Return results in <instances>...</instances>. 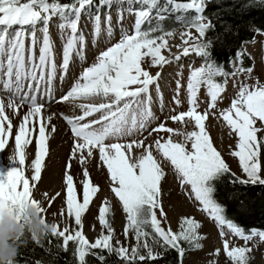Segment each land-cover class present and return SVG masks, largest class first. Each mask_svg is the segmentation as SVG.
Returning a JSON list of instances; mask_svg holds the SVG:
<instances>
[{
	"label": "snow or ice",
	"instance_id": "obj_1",
	"mask_svg": "<svg viewBox=\"0 0 264 264\" xmlns=\"http://www.w3.org/2000/svg\"><path fill=\"white\" fill-rule=\"evenodd\" d=\"M207 2L164 0L161 5L160 0H71L63 3L61 0H0V84L3 86L0 91L10 93L7 104L0 97V154H3L13 134V123L6 115V108L17 112L24 104L28 105V111L14 135L15 154L8 157V167L0 168V218L7 210L20 221L29 205L39 206V210L45 212L41 202L34 198L33 189L37 184L30 185V179L32 182L41 180L49 151V137L56 129L55 126L49 128L51 117L42 115L45 106L38 102L36 94L46 85L45 94L51 97L53 82L57 77L63 81L70 66L75 68L86 61L87 40L80 28L82 17L93 23L90 33L93 47L98 46L97 41L102 35L109 41L115 38L117 28L113 26L111 15L115 5L119 39L100 51L95 62L83 68L67 93L57 102L101 101L79 103L77 107L82 114L64 117L74 137L72 158L79 153L80 161L84 163L94 155V151H98L99 160L106 166L111 180V192L126 213L124 235L127 237L130 233L134 234L136 245L130 253L127 247H113L114 230L106 219L110 213V206H106L107 200L98 209L99 224L107 230V234L102 232L95 242L90 243L81 231H76L75 235H66L69 229L65 227L59 231L56 224L52 236L63 238L64 250H68L70 241L78 244L75 252L79 264H86V257L92 249L115 252L125 264H135L137 259H158V254H154V245L175 249L181 257L185 251L181 241L200 246L198 242L204 237L198 234L201 224L195 218H182L178 232L161 226L157 210L160 217L166 216L160 200L161 181L165 172L161 162L153 155L152 146L145 145L142 140L121 142L134 132L145 129L147 122L153 118L150 88L155 85L159 92L157 81L160 73L153 75L144 65L146 62H150L152 67L170 63L162 50L171 51L168 38L176 33L174 29L164 28L162 21L166 18L163 13L172 11L181 13L177 16V22L186 29L180 34V55L189 56L194 53L202 57L203 62L201 66L190 69L187 79L189 110L170 118L184 122L187 117L198 130L175 132L160 123L153 129L154 132L182 135L184 141H174L171 136L163 142V138L157 139L155 150L170 163L188 198L198 202L199 210L216 222L222 238L231 233L243 240L245 245L257 237L264 242V230L252 228L246 233L243 227L226 217V208L215 198L216 182L229 173L230 168L206 131L205 121L209 113L205 111L201 114L197 110V97L201 89H205L206 95L210 97L208 108L215 109L225 90V86L216 78L228 73L211 58V41L206 39V34L214 25L204 15ZM125 4L128 5L127 9ZM125 11L134 17L131 28L123 24ZM188 12L194 15L188 16ZM154 19L157 21L155 24ZM51 27L58 30L61 40L62 60L59 65ZM176 47L180 48L181 45ZM180 55H176L175 59L179 60ZM239 71L245 69L240 68ZM247 71L251 72L252 69ZM182 87L180 80H177L176 95L173 97L177 105L180 104L178 97ZM96 114H99L98 118L88 119ZM219 115L231 130L230 134L234 133L238 137L235 149L230 154L238 158L239 167L246 179L237 177L233 183L264 186V157L261 151L264 137L258 136L264 132V84L259 81L254 85L242 84L237 96L231 100L230 107L222 110ZM33 137L36 151L31 161L34 172L29 179L24 167L25 149L33 143ZM134 148H142L143 151L134 156ZM232 175L235 176L234 173ZM83 176V199L79 202L73 176L67 174V170L65 173L67 213L75 217L76 225L82 224V215L89 210L90 203L99 191L98 186L88 178L86 169ZM241 206H244L243 202ZM92 227L94 229L95 226ZM24 243H27L26 235L19 238L17 246ZM116 243L120 244V241ZM141 249L146 250V255L141 254ZM251 250L248 246H233L229 239L223 240V251L232 264H249L248 253ZM220 251L216 249L215 254L218 255ZM97 258L101 262L104 260L98 254Z\"/></svg>",
	"mask_w": 264,
	"mask_h": 264
},
{
	"label": "rangeland",
	"instance_id": "obj_2",
	"mask_svg": "<svg viewBox=\"0 0 264 264\" xmlns=\"http://www.w3.org/2000/svg\"><path fill=\"white\" fill-rule=\"evenodd\" d=\"M162 4V1H160ZM125 9H127L128 5H124ZM135 7H140V5H135ZM104 10H101V25H104ZM172 12V11H171ZM174 13V16L177 20L178 14ZM112 15V23L113 26L117 28V34L114 39L109 41L105 36H101L100 40L97 41V47L92 46V36L90 35L93 27V23L91 21L85 20L83 17L81 19L80 28L84 31L86 40H87V48H86V61L79 65V61L77 64L79 66L75 68H71L68 75L65 77L63 81L57 79L53 82L52 88V103L53 106L57 105L61 102H57L59 98L67 93L70 89L71 85L75 82V79L78 78L79 74L83 71L84 67L89 66L91 63L95 62V57L99 54L100 51L106 49V47L111 46L112 43L117 42L119 39L118 33V25L117 21V10L116 6L113 5L111 9ZM188 16L194 15L193 12H188ZM125 19L123 21L124 26L131 28L134 23V17L129 16L127 11L124 13ZM156 21L155 19L153 22ZM147 27V25H145ZM182 28L175 29V35L173 37L168 38L169 48L171 51L162 50V54L170 61V63L162 65V66H150V62H146L144 67L146 70H149L151 74L155 75L157 72L160 73V77L157 81L159 85V92L156 91V86L153 85L150 88L152 95V111L153 118L147 122L146 128L137 132H134L132 136L125 137L121 142H131L132 140L144 141L145 145H151L153 150V155L156 157L158 161L161 162L162 167L165 172V177L161 181V205L166 213L165 217L159 216V210H157L158 218L161 219V226L166 230L170 227L173 232L180 231V221L182 218H195L200 224L201 227L198 230V234L204 237L199 240V247L193 246L188 242H184V245L181 243V246L185 249L183 256H180L181 264H192L194 261L201 262L202 260L205 262L213 263V264H232L229 258L226 257V254L223 251V240L229 239L233 246H248L251 247V252L249 255V264H264V242L259 241V238H254L253 241L248 242L245 245V242L238 237L233 236L231 233H228L226 237H221L220 229L217 226L216 222L208 217V215L199 210L200 205L198 202L194 201V199H189L185 194L183 188H181L179 180L172 169L169 162L165 161L161 154L155 150V141L157 139H161V142L168 139L169 136L174 141L183 142L184 137L182 135H174L165 132H154L153 129L157 128L160 123H164L166 127L172 128L175 132H191L193 130H198L195 128V124L189 118L185 117L184 122L173 121L170 117L174 115H178L189 110V95L186 89V83L188 76L190 75V69L193 67L201 66L203 62L202 57H197L194 53L189 56L180 55L182 52V41H180L181 33L186 29L183 26ZM195 35V30H191ZM52 39L55 42L56 46V54H57V63L62 60L61 57V40L59 38L58 30L55 27L50 28ZM39 36L40 33H37ZM176 45H181L180 48H177ZM243 50L249 55L251 59V65L249 67L243 68L245 71H239V67H237V63L235 59L230 60V66L232 70L226 76H223V80L221 82L222 85L225 86V90L221 94V98L217 101V107L215 109H209L208 104L210 103V97L206 95V90L201 89L200 93L197 97V103L199 105L198 111L203 114L205 111L209 113L207 120L205 121V128L208 132L210 138L214 142V146L218 151L221 152L223 158L226 163L229 165L230 171L234 173L237 177L241 179H246V176L243 174L241 168L239 167L238 158L233 157L230 152L235 149V145L238 141V137L232 133L228 128L226 123L220 117L219 113L230 107L231 100L237 96L239 87L242 84L254 85L257 81L261 84H264V61H260L262 57H264V32H256L255 39L252 42H244L242 44ZM37 49V55H38ZM261 54V55H260ZM180 55V59L176 60L175 56ZM260 56V57H259ZM251 68L252 71L248 72L247 69ZM237 73L236 75H232L231 73ZM180 80L183 87L180 89V94L178 99L180 100V104L177 105L173 97L176 95V81ZM46 85H43L41 88V94H36L39 103L44 104V109L42 112L44 113V117H51L54 125L59 127L58 130L52 133L49 137L48 145L49 151L48 156L44 161V167L41 173V180L39 182H32L30 177L33 174L34 170L31 168V161L35 158V137H33V143L30 144L26 149V162H25V174L30 179V185L32 183H36L37 186L33 189L34 198L41 202L42 207L45 208L44 215L45 217L55 224H60L58 227L61 229L67 227L69 232L66 235L71 234L75 235L76 231H81L85 238L89 240L90 243L95 242V239L100 236L103 232L107 234V230L103 229L99 224L98 219V209L103 205L105 200L108 201V205L110 206V213L106 216V219L109 220L113 230V247L118 248L121 246L127 247L129 249V253L132 247L136 245V240L134 238V234H129L127 237L124 235V228L127 223L126 213L123 212L122 204L119 202L118 198L115 197L114 193L111 192V180L109 174L107 172L106 166L102 161L99 160L98 151H94V155L90 158H87L84 164L88 168L89 177L95 186H98L99 191L96 196L93 198L90 203L89 210L82 215V224H75V217L69 216L67 213V185L65 181V173L67 170V174H69V168L67 165L62 168V177L61 173L58 176V181L51 184V187H54L52 194L48 190L47 181L44 178V169L54 166L58 163L55 159L51 158L50 155L54 153L55 150H59L60 153H70L74 147V137L71 133V127L67 124V121L64 119L65 116L74 117L82 114L79 107H77V102L71 106H60L58 111L55 113H48L51 108V104L49 102V96L45 94ZM25 91H27V82H25ZM2 92V91H1ZM40 93V92H39ZM60 94V96H58ZM46 101L42 102V100ZM88 102H96L99 103L101 101H79V103H88ZM24 111L22 112V116H20L21 123L23 116L28 111V105L24 104ZM99 114H96L94 117L88 119L98 118ZM51 128V125L49 126ZM60 133V135H59ZM151 133V135H149ZM14 135L12 134L9 137V144L6 145V149L3 154H0V168H6L9 166V156H13L15 154L14 147ZM258 136L264 137V132L258 134ZM58 139V140H57ZM55 140L54 144L53 141ZM57 141V144H55ZM115 142V141H109ZM231 146V147H230ZM190 147V144H189ZM31 150V151H30ZM143 149H135L133 151L134 156H138ZM262 157H264V145H262ZM29 153V154H28ZM86 155V154H85ZM76 162L80 163L79 153L76 155ZM90 159V160H89ZM92 159V160H91ZM90 163H89V162ZM94 161V163H93ZM47 162V163H46ZM92 163V164H91ZM82 165V164H81ZM78 167V166H77ZM82 169V168H81ZM80 170V169H78ZM83 169L80 175L74 179V186L77 192V199L79 202H82L83 199V182L85 177L83 175ZM59 175V174H58ZM43 178V179H42ZM84 178V179H83ZM77 179V180H76ZM77 181V182H76ZM56 185V186H55ZM95 226L94 229L92 226ZM59 229V231H61ZM146 230L151 231L150 228ZM225 232L228 230L225 228ZM90 231V232H89ZM92 233V237L90 239L89 234ZM116 241H120V244H117ZM151 242V241H150ZM217 242V243H216ZM78 246V244H77ZM159 246V245H154ZM216 249H220L218 255L215 254ZM141 254H146V250L141 249ZM155 252V250H154ZM92 253L91 250L89 254ZM78 257V256H77ZM214 259V261H212ZM207 264V263H206Z\"/></svg>",
	"mask_w": 264,
	"mask_h": 264
},
{
	"label": "trees",
	"instance_id": "obj_3",
	"mask_svg": "<svg viewBox=\"0 0 264 264\" xmlns=\"http://www.w3.org/2000/svg\"><path fill=\"white\" fill-rule=\"evenodd\" d=\"M160 1L164 4V0ZM163 15L166 17L162 21L164 28L175 30L180 26L171 11ZM204 15L214 25L208 30L206 39L211 41V58L216 64L223 67L225 72L232 70L229 65L231 59L236 60L239 68L249 67L251 59L242 44L254 41L256 32H264V0H208ZM216 79L221 83L223 76ZM232 174L230 171L216 182L215 198L226 208V217L243 227L246 233L252 228L264 230V186L233 183L237 176ZM26 237L27 243L19 246L18 264H79L75 241H70L68 250H64L63 238L50 236L37 243L30 236ZM181 243L184 245L183 241ZM154 250L158 259H137L135 264H181L180 254L175 249L159 245ZM91 252L86 257V264H125L115 252L100 249H92ZM97 254L104 257L103 262L97 258Z\"/></svg>",
	"mask_w": 264,
	"mask_h": 264
},
{
	"label": "clouds",
	"instance_id": "obj_4",
	"mask_svg": "<svg viewBox=\"0 0 264 264\" xmlns=\"http://www.w3.org/2000/svg\"><path fill=\"white\" fill-rule=\"evenodd\" d=\"M55 223L49 221L39 206H27L24 216L17 221L7 210L0 218V264H18L17 241L28 235L37 243L53 235Z\"/></svg>",
	"mask_w": 264,
	"mask_h": 264
},
{
	"label": "bare ground",
	"instance_id": "obj_5",
	"mask_svg": "<svg viewBox=\"0 0 264 264\" xmlns=\"http://www.w3.org/2000/svg\"><path fill=\"white\" fill-rule=\"evenodd\" d=\"M180 28H182V27H180ZM179 28V29H180ZM178 30V29H177ZM180 41H181V38H180ZM264 54V53H263ZM261 55V54H260ZM260 57V56H259ZM261 62L262 61H264V57H262L261 58V60H260ZM2 84H0V89H2ZM41 92L42 91H40V93H38V94H41ZM9 95H10V93H6V92H1L0 91V97H2L4 100H5V104H7V100H8V97H9ZM58 96H60V94H58ZM52 100H53V97L51 96L50 98H49V102H50V104H51V108L48 110L49 112L48 113H45V115L46 114H52V113H55V111H58V109L60 108V106L61 105H63L62 107H65V106H71V105H74V104H76V102H71V101H69V102H61V103H59V104H57V105H54L53 106V103H52ZM39 102V101H38ZM42 102H45L46 103V101H45V99L44 100H42ZM17 103H19V101H17ZM77 104H79V101L77 102ZM24 109H25V106H22L19 110H17V112H13L11 109H7L6 108V115H8L9 116V118L11 119V121H12V123H13V133H15L17 130H18V127H19V124H18V121H20V116H22V112L24 111ZM42 115L44 116V113L42 112ZM45 117H47V116H45ZM52 117V116H51ZM53 120L54 119H52V120H50V124H49V126L51 125V126H55L54 125V122H53ZM55 121V120H54ZM55 128L58 130L59 129V127H56L55 126ZM60 130H58V132H59ZM59 135H60V133H59ZM58 140V139H57ZM53 141V144H54V142H55V140H52ZM55 144H57V141H56V143ZM31 151V150H30ZM29 154V153H28ZM78 154V153H77ZM27 156V155H26ZM50 157L51 158H48V159H55V160H57L58 161V163H56L54 166H51V167H48V168H45L44 169V173H45V175H44V178H45V180L47 181V186H48V190L53 194L54 193V191H52L53 190V188L54 187H51L50 185L51 184H53V183H55L56 181H58V176H60V173H61V177H62V168H64V166L65 165H67L68 166V164L70 163L71 164V167L69 168V174L70 175H72L73 176V183H74V179L75 178H77L78 177V175H80L79 173H81V171L83 170V169H86V165L84 164V163H81V161H80V163L78 164L77 162H76V159H77V157H75V158H72V152H70L69 154L67 153H60V151L59 150H55L54 151V153H52L51 155H50ZM88 160V159H87ZM90 160V159H89ZM92 160V159H91ZM89 162V161H88ZM47 163V162H46ZM90 163V162H89ZM93 163H94V161H93ZM9 164H10V162H9ZM82 164V165H81ZM92 164V163H91ZM78 166V167H77ZM82 168V169H81ZM78 169H80V170H78ZM86 170H88V168L86 169ZM84 172V171H83ZM82 172V173H83ZM89 172V171H88ZM59 174V175H58ZM65 176V175H64ZM63 176V177H64ZM63 177L61 178L62 180H63ZM82 177H83V175H82ZM43 179V178H42ZM60 179V178H59ZM84 179V178H83ZM77 180V179H76ZM77 182V181H76ZM75 184V183H74ZM56 186V185H55ZM57 225V224H56ZM58 225H60V224H58ZM58 225H57V227H58ZM60 228L58 227V230H59ZM64 229V228H63ZM62 228L60 229L61 231L63 230ZM90 232V231H89ZM89 232H88V234H89ZM89 236H90V239H91V237H92V233L91 234H89ZM217 243V242H216ZM212 261H214V259H212ZM213 264V263H209V262H205V261H201V262H199V261H194L192 264Z\"/></svg>",
	"mask_w": 264,
	"mask_h": 264
}]
</instances>
